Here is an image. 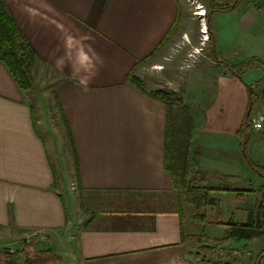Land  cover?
<instances>
[{"label": "crops", "instance_id": "obj_1", "mask_svg": "<svg viewBox=\"0 0 264 264\" xmlns=\"http://www.w3.org/2000/svg\"><path fill=\"white\" fill-rule=\"evenodd\" d=\"M1 1L35 54L37 75L49 78L41 88L49 89L45 97L59 110L70 168L60 166L56 148L52 157L48 153L36 131L28 92L18 89L0 61V253L4 244L13 242L16 248L24 242L30 253L49 251L48 264H192V248L182 238L194 231L187 232L177 215L174 177L168 170L178 175V185L195 171L217 174L212 184L231 190L213 194L225 235L222 224L229 220L257 218L254 194L237 201L233 191L253 188L237 132L248 110V87L257 96L256 110L264 109V69L231 75L208 54L201 57L202 68L199 59L189 69L175 67L170 71L174 75L187 72L185 83L197 70L191 82L204 85V111L203 103H183V109L168 113L163 103L130 84L128 74L176 20L177 28L156 56L186 34L178 30L183 26L180 0ZM209 20L219 59L236 67L252 59L264 65L261 1L242 0L236 11L214 13ZM254 136L264 137V130L249 139V154ZM170 142L176 156L171 168L166 161ZM178 155L183 161H177ZM65 169L72 170L71 180ZM220 175L238 180L228 183ZM65 182L83 200L90 198L83 215L71 206ZM96 194L102 196L99 201L116 196L139 206L135 211L131 204L124 212V218L133 217L119 220L125 225L111 226V219L93 212L103 210L92 206ZM37 235L45 236L40 248ZM25 237H32L29 243ZM229 245L250 256L249 244Z\"/></svg>", "mask_w": 264, "mask_h": 264}, {"label": "trees", "instance_id": "obj_2", "mask_svg": "<svg viewBox=\"0 0 264 264\" xmlns=\"http://www.w3.org/2000/svg\"><path fill=\"white\" fill-rule=\"evenodd\" d=\"M205 8L204 20L208 29L209 39L208 44L211 47L213 43V35L211 33L208 23L210 17L214 13L218 12H234L236 11L242 0H199ZM179 20V19H178ZM178 22L173 24L172 28L168 31L161 43L156 49L142 61H138L128 74V82L138 89L142 94L153 98L163 103L167 111H171L173 108H181V99L176 92L157 90L147 91L143 82L139 77L134 75V72L142 65L150 62L158 54L162 46H164L169 40L174 30L178 26ZM212 57L223 68L225 67L227 73L231 75L239 76L244 71L249 69H264V65L261 66L258 61L252 59L241 66H233L227 62L222 61L212 50ZM0 61L9 71L13 77L18 89L22 92H30L33 88V82L31 77L36 71L38 61L35 57L33 50L30 48L28 41L21 34L18 26L8 13L5 5L0 0ZM262 83V81H261ZM248 110L244 116L240 128L238 129L237 136L240 139V151L244 162L251 170L257 172L264 179V168L251 161L247 154V144L251 136L253 135L250 126V116L256 111L257 108V96L255 95L253 88L248 87ZM173 126L170 127V129ZM169 129V130H170ZM187 134V130L185 135ZM69 139L71 140L70 136ZM179 146V143L178 145ZM174 145L168 143L166 145V161H168L169 168L172 167V160L176 159V156L172 154ZM181 154L182 149H177ZM74 151V150H73ZM178 162L183 161L181 155H178ZM172 178L174 177V190L177 198L178 208L177 215L183 222V214L181 212L182 206L186 205L190 211V224L193 226L207 225L208 210H210L215 202L213 194L218 192H231L227 187L212 184V179H216L215 174H208L201 171H195L192 177H186L181 185L177 184L178 175L171 173L168 170ZM218 179L225 180L226 182H235L238 177L235 176H218ZM176 182V183H175ZM238 195L237 199H242L244 195L252 192L251 189L236 190L233 191ZM260 198L257 201V218L254 221H247L246 223H235L231 220L222 224L226 228V236L223 238L209 237L203 232H194L192 235H187L182 238V242L186 241L192 250H195L192 254L195 257L197 264H242L244 258L243 254L233 251L226 246L232 240L236 241H249L250 234L252 232H258L264 230V186L258 188ZM242 197V198H241ZM220 225L219 223H217ZM26 244H21L16 247L14 254H8L4 251L0 253V264H48V258L51 253L49 251H40L37 253H30L26 249ZM264 256V254H263Z\"/></svg>", "mask_w": 264, "mask_h": 264}, {"label": "rangeland", "instance_id": "obj_3", "mask_svg": "<svg viewBox=\"0 0 264 264\" xmlns=\"http://www.w3.org/2000/svg\"><path fill=\"white\" fill-rule=\"evenodd\" d=\"M256 1V0H255ZM258 2L261 0H257ZM181 4L183 5L184 9L181 10V22L183 26H179L178 30H185L186 34L182 35V39H178L176 43L169 44L170 47H167V51L163 54L159 53L158 56H156L154 59H152L150 62L142 65L139 67L136 72L134 73L135 76L139 77L140 80L143 82L145 89L148 91L149 89L153 90L154 88L160 89V90H166L170 91L171 88H178L176 90V93L179 95L181 99V105L183 103L189 104V103H195L197 105H202V110L204 111V85L200 87V84L192 83L191 80L195 78L197 75V70L189 73V77L187 80V83H185V77L187 75V72H177L176 75L173 74V72H170L177 67L179 70L183 69H189L191 66L194 65L196 60L198 61V68H202L204 66V57L201 59L203 55L208 56L212 59V45L211 47L208 44V40L204 41V35L202 34V30L204 31L205 20V8L201 4L199 0H180ZM183 27V28H182ZM207 27V26H206ZM208 32V30H207ZM208 39H209V33H208ZM205 45V46H204ZM202 50L204 52H202ZM205 53V54H204ZM193 54V55H191ZM191 55V56H190ZM176 57V60H175ZM180 58V60H179ZM179 60V62H178ZM158 63V64H153ZM197 64L195 66H197ZM188 66V67H186ZM223 68V67H221ZM197 69V68H195ZM193 69V70H195ZM225 71L227 70L225 67L223 68ZM192 70V71H193ZM31 80L33 82V88L26 94V98L28 99V102L30 103V106L33 108L34 112V123L36 127V131L38 132L39 136L44 141L46 148L48 150V153L50 156H53L54 148H56V151L60 153V156L58 157L60 166H63L64 163H66L65 168H70V160L68 158V144H67V138L65 134V129L63 126V122L61 119V116L59 114V110L57 109V106L53 103V100L51 98V101H47V98L45 97L46 93L49 92V89L47 88H41L43 87L45 82H50L49 78L42 79V76L40 74L37 75V69L33 73V76L31 77ZM179 82V83H178ZM46 84V83H45ZM178 84L179 87L176 85ZM202 85V84H201ZM158 87V88H157ZM169 88V89H168ZM157 91V90H156ZM50 94V93H49ZM47 128V130H46ZM252 138V136H251ZM264 137L262 136H254L253 140L251 141V154H249L247 150V154L250 159L253 160L255 164H258L264 168ZM63 150V151H62ZM68 163V164H67ZM72 168V167H71ZM250 170V174H248V177L253 184V188H250L254 196L256 197V204L258 199L260 198V193L258 192V188L260 186H264V179L254 170ZM65 172V178L69 179L71 178L72 170H64ZM204 172V171H202ZM210 174L211 172H205ZM71 180V179H69ZM212 181L216 182V179H212ZM67 184V182H65ZM72 183V182H71ZM216 185V184H215ZM66 189V195L71 200V206L73 208H76L77 215H83V213H86V206L84 202H87L86 200L90 199L87 198L86 200H83L81 195H77L75 187L71 184H67L65 186ZM97 196V197H96ZM99 194L94 195L95 200H92V203H94L92 206L94 208L100 207L103 210L93 211L94 213L101 217L102 219H111L110 225L111 226H123L126 223L119 221L120 219H132L130 215H126L125 218L122 216L124 212H126L127 208L131 206V204H134L135 211H137L139 204L138 203H129L126 201H117V197H106L103 198L102 201L100 199ZM172 195L168 194H159L156 197L162 198V197H170ZM246 195L243 196L242 199H237V201H241L245 198ZM154 197V198H156ZM114 200V201H112ZM175 201L177 199L175 198ZM218 196H215V202L213 207L208 210V220L209 224L207 225H197L193 226L190 224V211L187 208L186 205L182 206L181 212L183 214V220L186 225L187 232L192 229V231H198L203 232L206 234H209V237L213 238H223L225 237V233L222 231V229L218 226V219L219 215L221 213H218L219 205H218ZM175 209L178 208V203L175 202ZM222 206V204H221ZM91 210V209H90ZM89 212V211H88ZM90 214V212H89ZM106 215V216H104ZM100 224V223H99ZM107 224V223H106ZM103 225V222H101L100 226ZM250 240L251 238L253 241L251 243H248L249 241H237V242H245L249 244L251 253L250 256L246 257L244 256L242 260V264H264V230L258 231V232H252L250 234ZM236 241V240H232ZM229 245V243H228ZM42 247V244L37 246L38 248ZM230 246V245H229ZM233 246V245H232ZM227 247V246H226ZM232 250V249H231ZM193 252L195 250H192ZM234 251V250H233ZM247 255V253H246ZM192 264H197V261L195 257L192 254Z\"/></svg>", "mask_w": 264, "mask_h": 264}, {"label": "built area", "instance_id": "obj_4", "mask_svg": "<svg viewBox=\"0 0 264 264\" xmlns=\"http://www.w3.org/2000/svg\"><path fill=\"white\" fill-rule=\"evenodd\" d=\"M261 2L263 3V6H264V0H261ZM202 28H204V31L202 30V34L204 35V41L206 42L208 40V32H207L208 29H207L205 24ZM191 55H193V54H191ZM186 67H188V66H186ZM250 126H251L253 133H259V132L264 130V109L256 110L251 114ZM2 233L3 232L0 229V238L2 236ZM30 238H32V237H25L22 239L26 240V242L29 243ZM36 238L38 239V242H40L41 244H43L45 242V236L44 235H37ZM1 249H2V251L6 252L8 254H14L16 251L15 243L12 242V243L4 244V245H2Z\"/></svg>", "mask_w": 264, "mask_h": 264}]
</instances>
